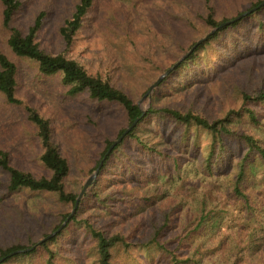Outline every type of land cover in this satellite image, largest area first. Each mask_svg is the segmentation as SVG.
<instances>
[{"label":"trees","instance_id":"trees-1","mask_svg":"<svg viewBox=\"0 0 264 264\" xmlns=\"http://www.w3.org/2000/svg\"><path fill=\"white\" fill-rule=\"evenodd\" d=\"M261 1L119 3L120 13L111 14L106 46L113 54L120 52L125 60L122 67L111 60L106 72L101 64H84L67 55L97 0L75 2L59 27L62 49L58 53L44 49L38 39L42 12L24 28L15 22L22 0H1V26L8 48L5 52L0 46L1 106L24 109L37 166H17L0 142V174L4 176L0 177V188L6 196L27 193L45 197L54 207L48 211L46 205L39 212H27L28 216L18 207L4 209L0 222L22 229L12 241H0V258L31 247L56 230L79 193L68 186L73 167L56 141L52 119L19 92V60L32 65L37 77L57 78L72 98L85 96L89 102L117 109L119 119L111 128L108 118L85 113L90 141L86 149L93 156L84 167H78L83 178L98 166L110 144L141 115L136 97L144 95L158 75L207 31ZM116 70L115 79L112 72ZM148 122L157 129L151 133L142 131L140 127ZM168 128L164 138H174L177 150L195 154L203 173L224 176L226 192L236 210L244 214L246 223L260 222L264 208V6L217 30L156 87L146 113L110 152L96 181L60 232L32 250L6 257L0 264H148L135 256L137 251L147 256L157 254L166 264H209L198 255L202 241L196 242V249L193 247L190 253L185 249L194 235L223 218L222 210H207L203 200L197 211L178 218L180 201L169 196L144 216L142 205L152 202L154 194L138 180L153 174L150 162L157 161L166 176L181 171L179 152L162 143ZM202 134L207 137L205 147L200 145ZM114 162L122 171L130 172V186H115L114 176L107 178L105 187L99 185L105 170ZM93 209L106 211V216L119 215L127 225L110 228L104 225L107 223L98 224L92 219L98 214ZM247 242L264 248L255 229L250 231ZM254 264H264V252Z\"/></svg>","mask_w":264,"mask_h":264},{"label":"rangeland","instance_id":"rangeland-1","mask_svg":"<svg viewBox=\"0 0 264 264\" xmlns=\"http://www.w3.org/2000/svg\"><path fill=\"white\" fill-rule=\"evenodd\" d=\"M77 0H22V7L15 16V22L24 28L29 25L37 13H43V25L39 32L38 39L41 46L52 53H58L62 49V41L59 36V27L63 20L73 10ZM121 3L123 6L129 4V0H97L95 8L89 13L85 25L80 31L78 39L67 53L69 57L76 58L84 64L98 65L101 64L103 71L108 70L106 65L111 60L116 66L122 67L123 57L120 52L112 53L111 48L106 46L111 19V14L120 13L117 5ZM2 5L0 0V46L5 52L8 48L5 43V33L1 26ZM119 11V12H117ZM208 32V31H207ZM206 32V33H207ZM116 55V57H115ZM20 83L19 92L26 101L39 110L40 113L49 116L55 126L56 141L58 142L62 152L65 153L73 167L70 177L67 180L68 186L80 192L85 177H80L81 173L78 169L85 166L89 159L93 156L90 149L87 151L86 145L90 144L87 134L89 126L86 120V112L93 115H101L110 122V128L113 127L118 119V111L112 106L106 104H95L89 102L85 96L72 98L68 95L66 87H64L57 78H40L37 77L35 69L32 65L25 61H18ZM116 79L118 71L112 72ZM158 77V76H157ZM155 81V80H154ZM152 84V83H151ZM153 95V94H152ZM142 96H137V102L141 106L148 108L151 99L141 100ZM164 99V98H163ZM0 101V142L7 148L11 154L14 164L21 168L32 169L37 166L35 157L30 148V127L26 122V113L23 108H3ZM140 129L145 133H151L157 129L154 123L148 122L146 126ZM111 130V129H109ZM165 130V137L167 131ZM174 138H164L162 143L173 152L180 154L179 174L174 173L166 176L160 172L161 168L157 161L152 160L153 174L142 177L139 182L147 185L150 193L154 194L152 202L145 203L144 216L150 209H156L158 204L166 197H176L180 201V207L177 213L178 218H183L186 214L197 211L203 200L206 202V208L214 210H222L223 218L218 220L213 226H208L201 234L194 235L191 244L185 249L190 253L196 242L202 241L203 244L199 249L198 255L203 262L209 264H232L234 261L243 264H254L263 256L261 247L251 244L248 241L250 231L255 229V235L261 239V246L264 247V208L261 209L260 222H253L252 225L246 223L244 214L237 211L234 206V200L228 195L224 187V176L220 173L208 175L203 173L198 167V159L195 154L185 153L177 150ZM207 137L201 135V147H205ZM200 147V151H201ZM118 162L111 163L101 180L99 185L106 186L107 178L114 176L115 186L124 183L130 186V172L122 171L117 165ZM94 171V170H93ZM258 173L260 171H257ZM0 177L4 176L0 174ZM123 181V182H121ZM90 188V187H89ZM88 188V189H89ZM47 207L45 208V206ZM151 205V206H150ZM21 208L27 212H39L41 209L50 210L54 206L51 200L27 193L13 194L11 196L3 195L0 188V213L4 209ZM63 210L66 208L63 207ZM72 208L69 210V212ZM95 210V209H93ZM97 215L93 216L94 222L104 224L111 227L126 226L127 220H122L119 215L109 214L99 209ZM28 218V217H27ZM31 220V218H29ZM144 223V218H141ZM13 224V223H12ZM19 229L15 224L4 226L0 222V241H12L16 238ZM135 256L148 264H166L159 255L153 254L147 256L143 251H137ZM146 263V262H145ZM147 264V263H146Z\"/></svg>","mask_w":264,"mask_h":264},{"label":"water","instance_id":"water-1","mask_svg":"<svg viewBox=\"0 0 264 264\" xmlns=\"http://www.w3.org/2000/svg\"><path fill=\"white\" fill-rule=\"evenodd\" d=\"M264 6V0L261 1L258 5L250 8L249 10L239 14L238 16L228 20V21H224L222 23H220L218 26L210 29L207 33H205L202 37H200L199 39L196 40V42L188 49V51L184 54H182L170 67H168L163 73H161L160 75H158V77L155 79V81L149 85L148 90L146 91V93L143 95L141 100L144 99H148L150 100L152 97V94L154 92V90L156 89V87L183 61L185 60L200 44H202L203 42H205L211 35H213L217 30H219L220 28L231 24L232 22H235L237 20H239L242 17L247 16L248 14L258 10L259 8ZM138 105L140 107L141 110V115L139 117H137L128 127H126V129L110 144V146L108 147L107 151L104 153L103 157L100 159L98 166L94 169V171H92V173L85 179L82 189L80 190V192L78 193L76 200H75V204L74 207L72 208V210L70 211V213L68 214V216L64 219V221L60 224V226L54 230L53 232L49 233L48 235L44 236L43 238H41L40 240H38L34 245H32L31 247L25 248V249H21V250H15L11 253H9L7 256L1 257L0 258V263L3 262L6 257L8 256H12L14 254H17L19 252H25V251H29L32 250L33 248H35L37 245H40L41 243L51 239L52 237H54L58 232H60L68 223V221L74 216L79 202L80 200L83 198L84 194L86 193V191L88 190V188L96 181L97 176L99 174V171L101 169V167L103 166L104 161L106 160V158L108 157V155L110 154V152L113 150V148L119 144L124 138L125 136L137 125V123L139 122V120L144 116V114L146 113L147 109H148V105L146 107L141 106L140 102H138Z\"/></svg>","mask_w":264,"mask_h":264}]
</instances>
